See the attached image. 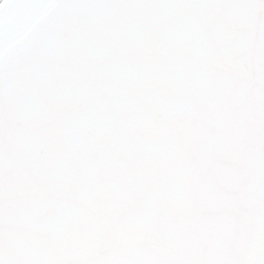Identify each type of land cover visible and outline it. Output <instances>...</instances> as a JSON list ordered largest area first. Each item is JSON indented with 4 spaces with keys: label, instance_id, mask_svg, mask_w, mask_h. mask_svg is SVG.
Masks as SVG:
<instances>
[{
    "label": "snow or ice",
    "instance_id": "1",
    "mask_svg": "<svg viewBox=\"0 0 264 264\" xmlns=\"http://www.w3.org/2000/svg\"><path fill=\"white\" fill-rule=\"evenodd\" d=\"M0 264H264V0H0Z\"/></svg>",
    "mask_w": 264,
    "mask_h": 264
}]
</instances>
